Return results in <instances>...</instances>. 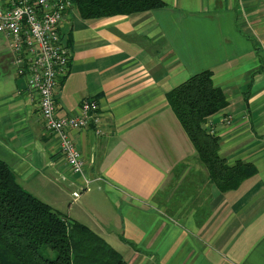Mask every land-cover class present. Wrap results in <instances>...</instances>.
Returning <instances> with one entry per match:
<instances>
[{
  "label": "crops",
  "instance_id": "crops-1",
  "mask_svg": "<svg viewBox=\"0 0 264 264\" xmlns=\"http://www.w3.org/2000/svg\"><path fill=\"white\" fill-rule=\"evenodd\" d=\"M161 1L160 9L92 21L75 8L64 14L70 61L56 115L77 116L84 100L100 114V135L92 126L69 132L83 175L70 171L45 130L0 36V161L25 191L127 264H264V71L251 75L264 65V0ZM205 71L228 103L206 124L219 156L255 169L224 193L166 97Z\"/></svg>",
  "mask_w": 264,
  "mask_h": 264
},
{
  "label": "trees",
  "instance_id": "trees-1",
  "mask_svg": "<svg viewBox=\"0 0 264 264\" xmlns=\"http://www.w3.org/2000/svg\"><path fill=\"white\" fill-rule=\"evenodd\" d=\"M73 4L86 21L165 7L161 0H73ZM263 71L264 65L251 75ZM166 97L212 185L222 193L233 191L254 175L255 169L249 164L227 165L218 154V138L206 129L207 120L228 105L223 92L213 86L211 72L193 75ZM45 250L54 252L55 257L47 258ZM0 264L127 263L89 228L70 222L25 191L11 169L0 161Z\"/></svg>",
  "mask_w": 264,
  "mask_h": 264
},
{
  "label": "built area",
  "instance_id": "built-area-1",
  "mask_svg": "<svg viewBox=\"0 0 264 264\" xmlns=\"http://www.w3.org/2000/svg\"><path fill=\"white\" fill-rule=\"evenodd\" d=\"M73 5V0H0V36L9 41L17 75L37 98L45 130L57 136L70 171L83 175L84 162L69 132L92 126L94 134L100 135L98 105L84 100L77 116L57 117L54 100L58 80L66 75L70 61L59 31ZM79 197V192L72 194L73 201Z\"/></svg>",
  "mask_w": 264,
  "mask_h": 264
},
{
  "label": "rangeland",
  "instance_id": "rangeland-1",
  "mask_svg": "<svg viewBox=\"0 0 264 264\" xmlns=\"http://www.w3.org/2000/svg\"><path fill=\"white\" fill-rule=\"evenodd\" d=\"M226 122V120H224ZM43 254L47 256V258L53 259L55 257V253L50 250L43 251Z\"/></svg>",
  "mask_w": 264,
  "mask_h": 264
}]
</instances>
